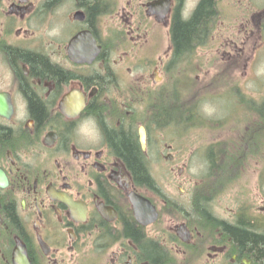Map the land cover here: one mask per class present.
Segmentation results:
<instances>
[{
    "label": "flooded vegetation",
    "instance_id": "1",
    "mask_svg": "<svg viewBox=\"0 0 264 264\" xmlns=\"http://www.w3.org/2000/svg\"><path fill=\"white\" fill-rule=\"evenodd\" d=\"M187 1L0 0V264H264L232 237L264 239L262 192L257 204L229 194L246 155L216 140L202 170L186 173V153L170 142L199 120L175 72L187 75L214 39L225 0H211L204 40L178 57L174 23L202 0ZM179 87L191 111L180 128L156 111ZM119 139L135 147L140 172Z\"/></svg>",
    "mask_w": 264,
    "mask_h": 264
},
{
    "label": "rangeland",
    "instance_id": "2",
    "mask_svg": "<svg viewBox=\"0 0 264 264\" xmlns=\"http://www.w3.org/2000/svg\"><path fill=\"white\" fill-rule=\"evenodd\" d=\"M261 4L258 0H251L249 5H233L231 0L220 3L217 6L219 16L216 18L214 39L204 45L206 48H198L193 54V68L189 67L187 75L184 70L175 72L178 77H187L191 86L189 95L192 104L197 102V118L200 120L194 124L195 128L191 132L187 130L184 135L171 131L173 152L178 158L186 153L183 155L186 159V173L190 170L192 174H197L202 170L200 168L205 161L206 146L210 143L230 140L228 146L234 149L236 155L239 153L237 148L245 147L255 129L249 122L251 113L247 106L251 103L246 101H252L256 106L264 100V34L259 35L258 19L251 18L258 14ZM194 5L195 2L188 0L186 8L190 9ZM246 29H256V32L252 34ZM162 40L164 45L168 44L167 30L162 31ZM186 64L183 65L187 68L189 62ZM173 81L171 79V83ZM183 82L184 78L180 84ZM252 117L257 118L255 115ZM246 157L241 176L229 194L244 191L257 204V193L260 191L264 196L260 184L264 163L259 159L264 158V148L259 154L251 155L246 151Z\"/></svg>",
    "mask_w": 264,
    "mask_h": 264
},
{
    "label": "trees",
    "instance_id": "3",
    "mask_svg": "<svg viewBox=\"0 0 264 264\" xmlns=\"http://www.w3.org/2000/svg\"><path fill=\"white\" fill-rule=\"evenodd\" d=\"M210 2L211 0H202L189 21H175L171 40L176 49L175 55H178V57H180L182 52L185 54L189 53V51L195 47L193 45L204 40L208 23L211 17H214V6H211ZM96 10L95 7H92L91 15H94ZM181 88L182 87L174 88L171 91L169 104H166L164 107H156V111L160 114L161 118L167 119L169 125L176 124V126L172 127L179 128L182 127V125H187L186 117L188 113L191 112L186 106L184 101L185 97L180 95L179 90ZM186 101L190 103V100ZM246 103H251L247 106V109L251 113V116L249 115V122L253 125L252 128L255 129L250 134L248 142H246L247 148H240V152L233 157L239 155L242 157L244 154L246 155V151L251 155L259 154L261 149L264 148V100L260 105L256 104V106L253 105L252 101ZM254 115L257 116L256 119L252 117ZM252 119L256 121H251ZM199 121L200 120L196 123H199ZM117 147L120 152L129 159L132 168L139 169L140 172V165L134 162L135 158L138 157V152L135 147L131 145L128 140L124 139H119ZM232 237H234V240L240 246L241 252H251L264 260V239L238 230L234 231Z\"/></svg>",
    "mask_w": 264,
    "mask_h": 264
},
{
    "label": "water",
    "instance_id": "4",
    "mask_svg": "<svg viewBox=\"0 0 264 264\" xmlns=\"http://www.w3.org/2000/svg\"><path fill=\"white\" fill-rule=\"evenodd\" d=\"M91 45L93 46L94 45V41L93 39L91 38ZM140 134H141V143L144 144V136H143V129L140 128ZM144 148V145L142 146Z\"/></svg>",
    "mask_w": 264,
    "mask_h": 264
}]
</instances>
